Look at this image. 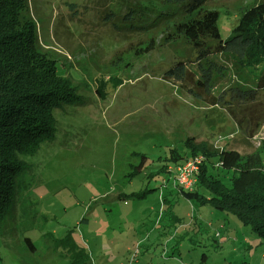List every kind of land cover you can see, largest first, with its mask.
<instances>
[{
	"label": "rangeland",
	"instance_id": "1",
	"mask_svg": "<svg viewBox=\"0 0 264 264\" xmlns=\"http://www.w3.org/2000/svg\"><path fill=\"white\" fill-rule=\"evenodd\" d=\"M259 1L204 0L203 6L218 12L225 40L240 13ZM27 5L42 52L55 60L78 97L53 110L54 138L22 156L32 182L3 222L0 264H263L264 242L250 226L184 196L174 185V170L168 171L190 158L183 146L188 137L240 154L257 151L264 167V123L249 139L228 112L242 119L255 107L231 98L239 92L249 96L246 91L254 88L241 84L234 57L209 48L208 59L222 64L225 74L218 79L214 70L211 90L205 91L195 84L198 53L173 32L183 18L179 4L27 0ZM169 33L173 38L166 41ZM177 61L186 66L184 77L165 76ZM262 70L264 58L244 68L253 82ZM99 77L108 81L105 98L95 91ZM261 100L263 91L255 101ZM172 151L188 157L175 163ZM219 166L209 170L229 187L232 171Z\"/></svg>",
	"mask_w": 264,
	"mask_h": 264
},
{
	"label": "trees",
	"instance_id": "2",
	"mask_svg": "<svg viewBox=\"0 0 264 264\" xmlns=\"http://www.w3.org/2000/svg\"><path fill=\"white\" fill-rule=\"evenodd\" d=\"M163 3L180 5L179 14L183 18L172 25L173 32L184 37L198 53L200 77L196 86L210 91L215 80L212 77L214 70L219 72L218 79L225 74L222 64L208 59L209 48L214 46L218 53L234 57L233 70L241 84L248 82L254 87L246 91L249 96L239 92L231 97L253 103L252 107H255L247 111V117L242 115V119H236L230 113L233 109L228 111L238 130L252 139L264 123V111L261 110L264 102L255 101L259 92H264V70L253 82L250 71L246 72L244 68L255 67L264 58V0L240 13L231 35L225 40L221 39L218 30V12L204 8V0H163ZM173 34L166 35L165 40L173 38H169ZM152 45L151 39L145 51H149ZM185 70L184 63L177 61L164 75L181 79ZM107 83V79L96 78L98 97H106ZM230 90L236 89L232 87ZM77 97L76 88L69 78L58 72L55 60L42 52L36 23L28 13L27 0H0V233L4 220L15 210L21 193L31 186V167L22 156L34 153L40 145L54 138L53 110L76 103ZM231 102L227 101V105ZM184 144L190 150V157L204 156L195 187L191 192L183 190L184 196L199 205L234 215L264 242V167L259 153L240 154L234 149H217L207 141L196 142L194 137L186 138ZM175 153L172 151L170 157L175 163L188 157ZM212 157L216 161H211ZM144 160L145 156H141L138 167ZM215 163L232 171L229 187L211 173ZM21 211L26 212V207Z\"/></svg>",
	"mask_w": 264,
	"mask_h": 264
},
{
	"label": "built area",
	"instance_id": "3",
	"mask_svg": "<svg viewBox=\"0 0 264 264\" xmlns=\"http://www.w3.org/2000/svg\"><path fill=\"white\" fill-rule=\"evenodd\" d=\"M204 161L203 155H196L185 159L182 163H176L174 167H168V171L174 170V185L181 190H191L194 188L200 166Z\"/></svg>",
	"mask_w": 264,
	"mask_h": 264
},
{
	"label": "crops",
	"instance_id": "4",
	"mask_svg": "<svg viewBox=\"0 0 264 264\" xmlns=\"http://www.w3.org/2000/svg\"><path fill=\"white\" fill-rule=\"evenodd\" d=\"M231 149H232V148H231ZM234 150H235V149H234ZM179 223H180V224H179L180 228L183 227V222L180 221Z\"/></svg>",
	"mask_w": 264,
	"mask_h": 264
}]
</instances>
